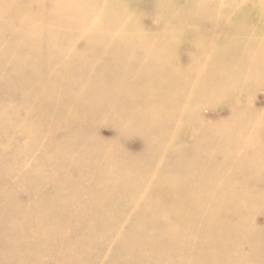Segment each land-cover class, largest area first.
Instances as JSON below:
<instances>
[{"label": "bare ground", "instance_id": "1", "mask_svg": "<svg viewBox=\"0 0 264 264\" xmlns=\"http://www.w3.org/2000/svg\"><path fill=\"white\" fill-rule=\"evenodd\" d=\"M112 1L0 0V18L17 20L21 43L29 40L26 66L54 58L42 74L24 73L36 76L37 86L27 92L36 105L27 113L38 130L46 128L38 136L63 138L51 149L58 167L46 183L71 174L55 188L80 193L78 206L88 201L89 191L101 188L90 208L95 214L132 211L118 220H134L118 250L138 252L143 260L163 249L183 255L178 264H264V176L255 173L262 161L244 148L264 143V136L255 134L264 126L263 0H154L158 20L145 28L135 24L140 5L134 0H116L129 16L118 14L123 8H113ZM233 10L239 12L230 14ZM176 12L179 32L170 29ZM203 27L210 32H200ZM219 34L236 41H214ZM182 46L190 55L178 53ZM245 57L255 66L241 65ZM235 63L241 66L228 67ZM244 89L247 96L235 95ZM239 97L248 104L221 111L222 100ZM258 99L262 102L254 107ZM200 106L210 109L209 123ZM130 143L140 149L131 151ZM243 161L248 174L234 176ZM131 195L137 201L128 202ZM46 198L45 212L64 203ZM86 221L85 231H93ZM156 227L164 231L151 232ZM71 247L72 253L78 249Z\"/></svg>", "mask_w": 264, "mask_h": 264}, {"label": "rangeland", "instance_id": "2", "mask_svg": "<svg viewBox=\"0 0 264 264\" xmlns=\"http://www.w3.org/2000/svg\"><path fill=\"white\" fill-rule=\"evenodd\" d=\"M134 3L140 5V9L137 12L138 19L135 21L136 26L144 23L145 28L147 24L158 20V12L154 0H143L142 2L140 0H134ZM111 6L113 8H123L118 14L127 12L124 10L126 6L116 5V0L112 1ZM149 7L155 9L156 13L154 15L149 14L150 12L147 10ZM247 9L251 10V7H247ZM103 11L106 10L104 9ZM110 12L112 13V11ZM237 12L239 11L233 10L230 14ZM131 13L133 15L132 11ZM178 13L179 12L173 13L170 19L173 22V26L170 29L174 32L181 31V18L177 15ZM126 16H129L128 12ZM226 26L227 23L224 24V27ZM21 29L23 28L17 20L8 17L0 18V264H178L177 261L183 260L181 259L183 255H181V258H177L175 254L169 250H155L150 256L146 257V260H143L138 252L119 251L118 246L124 242V236L131 229L130 224L134 220H129L128 223L119 222L118 220L121 216L128 217L132 215V211L129 214H115L110 215V217L102 213L95 214L90 208H94L93 205L96 204V195L101 194V188L92 189L93 193L89 191V193H91L89 197L86 195L84 196V199L87 198L88 201H84L83 206H78L76 204L78 202H75V200L76 198L82 197L80 193L72 194L68 188H63V193H60L57 192L55 188L58 187V185H62L65 178H71V174H67L64 178H55L51 183H46L47 175H49L50 170L54 167H58L55 153L52 152L51 149L55 144L60 143L63 138L62 136H58L46 139L38 136L39 133L45 132L46 128L45 130L43 129V131L38 130L33 126L36 125L33 124V119L35 118L30 117L27 113L30 106L36 105L34 99L27 97V92L31 88L37 86L36 76L27 78L24 73L32 69L35 74H42V70L48 63L53 62L54 58L53 56H49L42 60L39 58L37 61L33 60L34 62L30 66H26L24 60L26 61L28 56L25 43L29 42V40L21 43L23 39L21 40L18 36V32ZM133 30L134 32L138 31V29ZM16 32L17 36L15 34L13 36L11 35V33ZM200 32L209 33L210 27H203L200 29ZM26 35L27 34L24 35L25 40L29 39L28 35ZM216 40H229L233 43L236 41L235 37L225 34L217 35L214 38V41ZM178 53L188 56L191 52L189 48L182 46V49ZM38 55H42L41 52H39ZM247 62H249V60L245 57L240 64L245 65ZM240 64H228V67H238L241 66ZM248 64L254 65L251 61ZM23 75L26 76L25 79L22 77ZM226 75L223 78H227ZM230 75L233 76V73H230ZM53 81H55V79H53ZM17 86H19V89ZM246 90L248 89L241 90L235 93V95H242L244 93L247 96ZM261 96L262 95H260V97ZM167 98L168 97L165 96V99ZM261 102L262 100L258 99L257 102L253 103V106L257 107ZM238 103L246 106L248 101L243 97H239L235 102L231 103L222 100V108L220 109L222 112H225ZM168 110L171 109H167V111ZM197 110L202 112L205 123H209L212 120L210 116L211 112L208 107L200 106ZM221 116L223 115L221 114ZM28 127L31 128V133L26 132ZM196 134L195 132L194 136H196ZM255 134L260 137L264 136V126L263 128L262 126L258 128ZM216 135L217 133L214 136ZM247 145L248 144H245L244 148L249 149L245 154L252 155L254 158L258 155L257 160L262 161H260L261 163L259 162L260 164L257 166L258 170L255 171V173L264 176V143L258 144L252 149ZM126 146L134 152L140 149L138 145L133 143L127 144ZM180 151L183 150L180 149ZM168 159L169 158L166 160ZM245 164V161H243L241 163V172L236 171L233 175L238 177L248 174ZM260 168L262 170H259ZM103 179H105V176L100 177L99 180ZM95 181V178L89 180L90 185H93ZM50 196H56L58 200L61 199L64 203L63 205L61 204V206L58 204L59 208L51 204L48 209L52 211L46 210L45 212L43 205H46L47 202L49 203L46 197ZM144 196L146 197V194ZM142 197L140 198L143 199ZM127 201H137V196H128ZM168 202L170 201L167 199L164 200V204H170ZM51 207L59 210L55 211ZM151 211L156 210L152 208ZM37 219L38 222H42V224L37 223ZM256 219L257 223H259V219ZM34 220H36V222ZM86 220L92 223V229L95 227L93 230L94 232L92 230L90 231L89 228L85 231L84 221ZM29 222L32 225H30ZM34 223L35 225L33 226ZM75 225L76 228H74ZM40 226L44 227L39 228ZM77 227L80 231L74 232V230H78ZM37 228H39V230H36ZM34 229L36 231H34ZM120 230L121 234H119ZM37 231H39L40 234L37 233ZM162 231H164V227H156L151 230V232L156 233ZM42 233H44V236ZM45 233L47 235H45ZM36 235L38 236V242H36L37 239L35 241V238H37ZM48 236H50L49 238L51 240ZM43 237H45L44 241H42ZM32 239L34 241L33 243H35L34 246L32 244ZM47 239L49 245L46 241ZM26 240L29 241V243H27ZM52 241L55 243H51ZM50 243L52 245H50ZM74 244L78 246L75 253L79 255L72 253L71 246H74ZM36 245L38 249H36ZM38 245H42V247L40 246V248ZM45 245L50 249H48V247L46 248ZM44 248L48 251L44 250ZM65 250L66 252H64ZM192 250H194V247H192ZM60 253H62L63 256L66 255V257L63 258ZM67 257L69 261L66 260ZM79 261H81V263ZM222 264H234V262L227 261Z\"/></svg>", "mask_w": 264, "mask_h": 264}]
</instances>
